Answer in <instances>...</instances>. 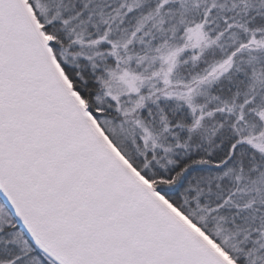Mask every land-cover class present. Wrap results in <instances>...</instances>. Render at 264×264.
Listing matches in <instances>:
<instances>
[{"label":"snow or ice","instance_id":"obj_1","mask_svg":"<svg viewBox=\"0 0 264 264\" xmlns=\"http://www.w3.org/2000/svg\"><path fill=\"white\" fill-rule=\"evenodd\" d=\"M0 264H264V0H0Z\"/></svg>","mask_w":264,"mask_h":264}]
</instances>
